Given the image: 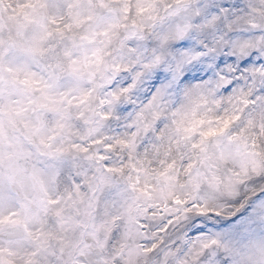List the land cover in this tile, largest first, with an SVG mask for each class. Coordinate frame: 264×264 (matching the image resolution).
<instances>
[{
    "label": "rangeland",
    "instance_id": "1",
    "mask_svg": "<svg viewBox=\"0 0 264 264\" xmlns=\"http://www.w3.org/2000/svg\"><path fill=\"white\" fill-rule=\"evenodd\" d=\"M10 2L16 3L15 0ZM33 2L47 7L60 4L63 8L60 15L56 14V21L45 20V26L44 20L38 18V12L27 13L21 22L11 16L13 25H10L8 17L12 11L0 9V232L9 221L10 225L22 226L26 233L20 242L0 241V264H69L73 260V256L63 259L65 245H72L74 240L78 244L89 228L87 223H82L88 219L93 208L91 199L98 189L91 179L97 167L82 156L83 152H90L88 148L93 143L104 145L91 160L102 162L106 172L112 167L119 177V184L123 183H117V190L114 189L112 194L126 204L130 224L146 225L155 231V235L170 218L176 220L173 229L179 228L181 237L187 230H183V224L186 216L188 218L197 210L195 206L185 208V214L169 208L168 217L163 219L159 215L153 219L145 218L143 207L146 206L144 201L152 204L150 206L155 210L161 205L173 207L172 199L185 203L183 196H188L191 190L184 189L188 177L183 174L190 170L197 186L192 203L201 204L204 209L225 211V206L241 202L243 196L264 188V181L259 178L264 167V163L261 164L263 155L257 144L264 140V50L259 41H255L264 27V0H243L240 2L243 7L232 15L223 13L221 8L218 9L220 14L216 15L201 2L193 15H202V10L211 16L208 23L200 22L197 27L191 25L187 34L193 35H189V39L186 35L179 38L184 28L178 30V36L177 31L171 38L168 35L172 31L171 20L178 18L184 7L173 8L163 15L159 12L162 7L158 8L148 0L142 9L144 13L133 10L136 2L117 18L110 5L105 14L101 11L106 8V0H25L22 3L32 5ZM176 2H172V7L178 6ZM253 6L257 7L255 11ZM95 8L99 10L96 16L92 11ZM155 8L158 11L152 12ZM68 9H75V17L69 16L66 20L69 31L73 29L67 42L64 41L67 35L56 36L54 30H64L63 13ZM212 10L216 11L215 8ZM155 16L162 17V21L157 23ZM227 17H235L236 21L229 23L224 20ZM217 18L223 27L219 30L223 40L214 46L209 42H216V31L211 32L208 42L203 40V35L210 23L215 28ZM36 21L41 33L36 35L29 28L27 35L22 30V23ZM148 26L152 27L148 29ZM192 28L198 33H191ZM126 29L129 31L121 34ZM149 32L153 35L147 38ZM48 35L52 39L45 41ZM6 39L15 40L18 46L15 42L6 43ZM171 40L180 45L176 50L169 48ZM181 41L185 43L180 44ZM164 43L166 47H162ZM223 43L224 50H218ZM157 47L160 48L157 50ZM206 48L209 54L216 51L220 57L225 50H233L237 63L247 56L248 50L259 52L260 64L252 71V81L245 82L250 75L243 79L245 86H242L240 99L209 97L215 96L212 91L215 85L237 81V76L227 80L222 77L223 72L212 74L215 71L213 65L200 60L202 56L206 57L203 51ZM168 55L172 58L166 59ZM223 60L226 65H232L226 57ZM171 65L175 73H171ZM239 66L245 65L240 63ZM120 67L133 68V77H118ZM185 71L198 80L181 85V91L173 90L176 78ZM109 81L113 83L112 87L107 86ZM101 83H104V89L99 93ZM90 90H95L94 98H88L85 107L80 106ZM127 101L133 108L123 115L120 108ZM63 104L67 106L63 107ZM201 108L211 109L212 114L221 117V122L208 121L216 119L212 115L199 118L202 114L193 111ZM104 116H111L112 120L106 124ZM236 118L241 121L231 132L229 147L232 151L228 146L223 147V143L209 144L203 148L205 154L199 161L198 154H193L191 149L198 138L193 136V142L189 143L191 132L187 128L191 122L205 121L209 123V130L215 131L226 122L233 124ZM156 123V133L144 137L145 131ZM237 132L242 138L235 137ZM138 139L141 151L135 154L133 142ZM199 141L202 144L201 137ZM126 145L132 149L127 150ZM104 149L115 153L111 155ZM107 155L111 163L107 162ZM59 157L62 160L59 161ZM171 165L179 168L170 171L168 166ZM135 167L140 171H137L138 176H134ZM107 173L114 180V176ZM55 174L58 176L53 180ZM66 176L80 197L72 199L68 196L63 206V210L68 211L65 215L54 202L60 200L59 192L68 186ZM101 176L100 185L103 180H108L103 173ZM131 184L137 185L136 197L144 190L150 192L149 198L141 204L132 200L126 193ZM11 185L21 190L22 201L14 196ZM127 199L128 203L125 202ZM254 210L240 225L243 228L234 226L219 232L215 224L206 223L203 235L197 238L203 247L197 244L176 252L175 257L172 251H167L161 262L153 264H226L229 260L231 264H263L252 256H245L254 246H259L260 254L264 251V231L261 230L264 227V201ZM115 211L121 212V208ZM47 214L51 216L47 217ZM55 214L58 219L53 217ZM123 221L127 225L125 218ZM123 227L121 224L113 257H106L103 237L109 224L99 225L93 234L101 240L100 245L90 249L91 256L85 257V264H108L109 258L113 264H140L145 260L147 257L140 254L141 250H147L155 241L146 239L144 234L139 239L130 238ZM208 246L219 250L217 255H213Z\"/></svg>",
    "mask_w": 264,
    "mask_h": 264
},
{
    "label": "bare ground",
    "instance_id": "2",
    "mask_svg": "<svg viewBox=\"0 0 264 264\" xmlns=\"http://www.w3.org/2000/svg\"><path fill=\"white\" fill-rule=\"evenodd\" d=\"M175 238H176V234H174V235L172 236V238H171V240H170V244H171L172 242H174Z\"/></svg>",
    "mask_w": 264,
    "mask_h": 264
}]
</instances>
